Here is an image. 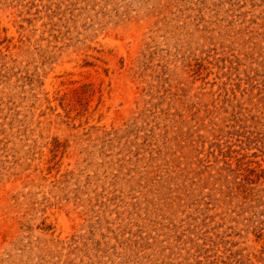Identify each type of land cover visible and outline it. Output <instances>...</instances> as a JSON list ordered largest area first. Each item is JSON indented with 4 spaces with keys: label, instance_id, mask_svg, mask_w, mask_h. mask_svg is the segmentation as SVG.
<instances>
[{
    "label": "rangeland",
    "instance_id": "rangeland-1",
    "mask_svg": "<svg viewBox=\"0 0 264 264\" xmlns=\"http://www.w3.org/2000/svg\"><path fill=\"white\" fill-rule=\"evenodd\" d=\"M0 264H264V0H0Z\"/></svg>",
    "mask_w": 264,
    "mask_h": 264
}]
</instances>
